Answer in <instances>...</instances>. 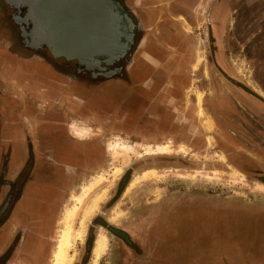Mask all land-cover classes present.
Segmentation results:
<instances>
[{"label": "rangeland", "instance_id": "obj_1", "mask_svg": "<svg viewBox=\"0 0 264 264\" xmlns=\"http://www.w3.org/2000/svg\"><path fill=\"white\" fill-rule=\"evenodd\" d=\"M178 4L174 0H147L146 8L158 10L160 15L152 23L147 22L146 28L159 36L165 27L188 45L185 51L189 50L190 61L183 65V76H179L182 83L178 89L183 87L185 90L182 99L188 128L185 143L170 141L156 146L140 145L120 139V135L108 133V130L101 131L107 139L100 142V150L90 146L94 155L99 153L100 162L89 167L66 196L60 194L57 210L52 212V220L45 227L38 263L33 264H51L66 210L74 205V197L84 187L100 178L103 180L84 199L73 222V229H76L82 211L97 197L104 196L86 223L83 240L72 242L73 248L69 252L74 256L72 264H94L93 247L100 234L106 237L107 245L97 264H127V258L117 256L119 242L115 234H120L123 225L137 216L138 208L180 200L181 197L184 199L177 206L167 204L151 211L160 217L161 211H170L165 225L160 227L159 235L166 241L163 249L171 251L170 244L175 243L167 240L178 234L210 233L228 240L227 244L217 241L214 250L218 255L228 256L226 264H257L261 260L258 249L261 235L264 237V211L259 205L264 204V185L257 175L245 177L239 172L224 170V152L213 148L210 119L202 114L207 115L209 101L227 100L248 125L239 123L248 129L257 123L264 133V0H195L186 13L178 11ZM2 7L5 9L4 5ZM168 10L175 15L167 16ZM171 42L181 43L178 39ZM0 68L9 74L2 66ZM24 78L18 76L13 81L31 91H38L42 85L38 80L30 82ZM2 79L0 76V94ZM15 91L17 98L24 97L23 91ZM78 115L83 116L81 112ZM2 121L0 110V170L4 169L6 162L2 160L7 153L3 145L6 132L2 129ZM75 126L80 130H75L78 134L73 135L77 140L90 137L89 130L86 134L83 133L85 129ZM259 144L262 157L257 162L258 169L264 172V137L259 139ZM166 145L170 148L169 153L158 152ZM152 151L156 153H148ZM163 158L165 162L160 160ZM117 170L119 173L115 174ZM146 171H155V177L144 176ZM134 178L139 182L129 187ZM220 257L211 259L215 258V264H225Z\"/></svg>", "mask_w": 264, "mask_h": 264}, {"label": "flooded vegetation", "instance_id": "obj_2", "mask_svg": "<svg viewBox=\"0 0 264 264\" xmlns=\"http://www.w3.org/2000/svg\"><path fill=\"white\" fill-rule=\"evenodd\" d=\"M117 1L134 24L129 50L113 64L101 63L88 67L77 60L56 57L41 45L32 33L21 0H0V66L9 72L3 73L0 68L3 78L0 110L6 132L3 145L7 148L6 157L2 160L6 164L0 170V264L38 263V258L33 262L25 249L18 251V247L26 244V237L24 228L16 226L19 219L17 209L25 192L31 194L32 189L37 187V183L35 187L33 185L35 181L38 184L43 181L44 188L50 186L49 180L60 184L57 174L67 172L68 164H74L60 157L59 147L64 150L69 147L71 151L74 147L83 150L85 144H89V147L95 146L100 150V142L107 139L106 134L101 132L104 130L140 145L156 146L170 141L184 144L186 141L188 128L185 126L182 102L185 90L183 87L182 90L178 89L182 83L179 76H183V65L190 61L189 50L185 51L188 45L183 38L165 30V27L159 36L146 28L147 22L152 23L160 15L158 10L146 8L147 0H132L130 5L126 3L127 0ZM174 1L179 2L176 6L183 13L189 7L191 9L195 2ZM166 15L175 14L168 10ZM177 39L180 44L171 42ZM175 52L181 56L178 57ZM18 76L30 82H42V85L63 96L65 101L67 99V110L72 108L73 111L67 112L60 101L56 106L40 109L21 103L15 89L21 92L24 89L13 81ZM225 101H209L207 109L210 114H202L203 117L208 116L211 122L213 148L224 152L225 171L239 172L245 177L257 175L264 185V172L258 169L257 163L262 157L259 139L264 137L263 130L257 123L248 129L242 124L248 125L243 116L237 115L238 111L229 101ZM87 111L92 114L89 118L85 117ZM78 112L83 116H79ZM234 116H237L236 119ZM76 124L86 130L83 133L88 134L89 130L90 137L77 142V137H73L80 131ZM55 158L60 160L59 165ZM83 158L80 154L76 164ZM160 160L166 161L165 158ZM89 167L80 164L78 171H72L74 175L67 176V184L85 176ZM63 187L65 183L62 182L59 188L63 190ZM180 200H166L156 206L138 208L137 216L123 225L120 234H115V239L120 243L117 254L137 257L141 255L137 251H143L144 246L158 249L160 253L167 252L163 249L166 241L159 234L170 211H161V217L151 211L167 204L177 206ZM259 206L264 211V204ZM161 238L163 241H160ZM258 256L262 260L259 263L264 264L263 235Z\"/></svg>", "mask_w": 264, "mask_h": 264}, {"label": "water", "instance_id": "obj_3", "mask_svg": "<svg viewBox=\"0 0 264 264\" xmlns=\"http://www.w3.org/2000/svg\"><path fill=\"white\" fill-rule=\"evenodd\" d=\"M37 41L54 56L94 67L129 50L134 24L117 0H21Z\"/></svg>", "mask_w": 264, "mask_h": 264}, {"label": "crops", "instance_id": "obj_4", "mask_svg": "<svg viewBox=\"0 0 264 264\" xmlns=\"http://www.w3.org/2000/svg\"><path fill=\"white\" fill-rule=\"evenodd\" d=\"M131 1L132 0H127L126 3L130 5ZM38 89V91H31L26 89L22 90L24 92V97H20L18 98V100L21 103L27 104L28 106L33 105L38 109L45 106H56L57 101H60L61 106H66L67 112L73 111L72 108H69L67 110L68 100L66 99L65 101L64 97L57 95L53 89H50L45 85H40ZM27 92L29 94L25 97V94ZM29 97L32 98L31 101L28 100ZM88 116H92V114L90 112L88 113L87 111L85 112V117L89 118ZM76 141L78 142V140ZM85 145L86 147L83 150L79 147H74L72 148V151L69 147L65 150L64 148L59 147L60 157L64 158V160L68 159V161L74 162V164H68V171H65L67 174L65 172L57 174V178L60 181V184L62 182L65 183V188L63 187V190L59 188L60 184L57 181H47L48 183H50V186L48 187L49 189L47 187L44 188V185L42 184L43 181H40L39 184L35 181L33 185L35 187L37 183V187L32 189L34 190L32 192L33 194L31 193V195L25 192L24 196L22 197L21 203H19L17 209L19 219L16 226L24 228L26 244L24 246L18 247V251L21 252L23 249H25L28 252L27 254L31 255L33 262L36 258H39L41 242L45 238V227L49 225L50 221L52 220V212L57 210L56 204L60 198V194H62L63 197L66 196L69 193L70 187L74 186L73 183L70 185L67 184V176L74 175L72 171H78L77 167L80 166V164L89 167L93 164L95 165L96 162H100L99 153H96V155H94V151L93 149H90L89 144ZM80 154L82 158H84L78 160L79 164H76L78 156ZM59 161L60 160H57L55 158V162L57 163V165L60 164ZM92 161L95 162L93 163ZM30 195L31 197H33V199H31ZM31 201H35V203H32ZM170 238L172 239H168L169 242L176 243L175 245L170 244L172 245L171 251H163L162 253H160L161 251L158 249H152L144 246L143 251H137L141 254L140 256L129 257L125 256V253H119L117 254V256L123 259L127 258V264H215V258L211 259L215 256H221L220 258L223 260V262L225 264L228 263V256L226 254L218 255L214 252L217 241H222L227 244L228 240L212 236L210 233H192L187 235L178 234L177 236ZM173 246H175L176 249H173ZM257 264H260L259 260Z\"/></svg>", "mask_w": 264, "mask_h": 264}, {"label": "bare ground", "instance_id": "obj_5", "mask_svg": "<svg viewBox=\"0 0 264 264\" xmlns=\"http://www.w3.org/2000/svg\"><path fill=\"white\" fill-rule=\"evenodd\" d=\"M197 97H198V101H200V96L198 95ZM169 151H170V148L168 145L162 146L160 149H158V152H161V153H169ZM148 153H156V151L154 152L152 151ZM154 172L155 171H151L150 173L147 172L148 174L145 173L144 176L151 174L155 177ZM118 173L119 171L117 170L115 174H118ZM141 176L139 177L140 178L144 177V176L143 177ZM102 180L103 179L100 178L98 181H94L90 185L84 187L82 189V192L79 195L74 197V205H72L71 208H68L66 210L64 217H63V228L57 239L56 246L52 254L51 264H72L73 263L74 256L69 253L70 250L73 248L72 242L83 240L85 229H86V223L89 220V218L94 215L95 211L99 207V203H101L100 201L103 200L104 196L97 197V199L87 209H84L82 211L81 213L82 217L79 220L78 227L76 229H73V222L76 217L77 210L82 205V202L84 201V199L88 197L91 192H93V190L95 189V186L99 184ZM138 182H139V179L134 178V180L131 182L129 187H133ZM118 215H116V217ZM106 245H107V239L104 236V234L98 235V238L95 240V244L93 247V258H94L93 263L94 264H97V261L100 258L101 254L105 251Z\"/></svg>", "mask_w": 264, "mask_h": 264}]
</instances>
